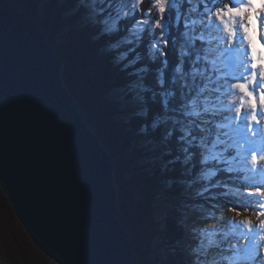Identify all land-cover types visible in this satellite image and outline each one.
<instances>
[{"label":"snow or ice","instance_id":"6c2138e0","mask_svg":"<svg viewBox=\"0 0 264 264\" xmlns=\"http://www.w3.org/2000/svg\"><path fill=\"white\" fill-rule=\"evenodd\" d=\"M58 3L150 182L141 264H264V0Z\"/></svg>","mask_w":264,"mask_h":264},{"label":"water","instance_id":"95a60500","mask_svg":"<svg viewBox=\"0 0 264 264\" xmlns=\"http://www.w3.org/2000/svg\"><path fill=\"white\" fill-rule=\"evenodd\" d=\"M40 26L0 0V188L56 264H137L114 159L63 83Z\"/></svg>","mask_w":264,"mask_h":264},{"label":"trees","instance_id":"16d2710c","mask_svg":"<svg viewBox=\"0 0 264 264\" xmlns=\"http://www.w3.org/2000/svg\"><path fill=\"white\" fill-rule=\"evenodd\" d=\"M9 2L40 25L60 54L64 84L86 119L99 131L104 145L114 158L118 219L131 238L137 264H141L142 250L152 231L146 196L150 182L146 174L134 168L139 153L131 143L132 132L112 120L105 104L104 93L112 83L111 70L88 34L82 29L68 26L64 6L58 0ZM0 207L8 212L10 218L7 221L1 213L3 225H8L9 230L10 227L12 230L17 228L26 240L24 245L17 240L15 244L10 237L0 235V250L9 248V245L12 248L8 252L5 249L1 252L0 264H55L31 241L1 188Z\"/></svg>","mask_w":264,"mask_h":264},{"label":"rangeland","instance_id":"374dc122","mask_svg":"<svg viewBox=\"0 0 264 264\" xmlns=\"http://www.w3.org/2000/svg\"><path fill=\"white\" fill-rule=\"evenodd\" d=\"M20 11V10H19ZM35 21V20H34ZM36 22V21H35ZM37 23V22H36ZM38 24V23H37ZM39 25V24H38ZM40 26V25H39ZM41 28V27H40ZM41 30H42V28H41ZM43 31V30H42ZM44 33V32H43ZM45 35V34H44ZM46 37V36H45ZM46 39L49 41V39L46 37ZM50 42V41H49ZM51 43V42H50ZM51 45H52V43H51ZM53 46V45H52ZM54 47V46H53ZM55 48V47H54ZM62 58V57H61ZM62 69H63V65H62ZM61 75H62V71H61ZM62 79H63V77H62ZM64 83V82H63ZM66 86V85H65ZM85 116V115H84ZM106 147V146H105ZM107 149V148H106ZM112 156V155H111ZM114 159V158H113ZM114 162H115V160H114ZM114 169H115V165H114ZM113 179H114V185H115V177H114V170H113ZM116 187V186H115ZM116 192H117V189H116ZM117 198H118V193H117ZM118 212V211H117ZM1 213H3V215H4V217H5V219L8 221V218H9V214H8V212L7 211H3L2 210V207H0V220H2L3 218H2V214ZM10 219V218H9ZM18 220V219H17ZM19 222V221H18ZM20 223V222H19ZM4 223H3V220L2 221H0V235H2L3 237H10L11 238V240H12V242H15V244H16V240L17 241H19V243L20 244H25V237L24 236H22L20 233H19V231H18V229L17 228H15V230H12V227H10V230H9V227H8V225H3ZM122 225V224H121ZM123 226V225H122ZM8 227V228H7ZM23 227V226H22ZM24 228V227H23ZM124 228V227H123ZM14 229V228H13ZM125 229V228H124ZM25 230V229H24ZM26 231V230H25ZM15 236V237H14ZM0 238H1V236H0ZM130 238V237H129ZM131 239V238H130ZM1 241V240H0ZM132 242V241H131ZM3 247V246H2ZM5 248H3L2 249V251L4 250ZM9 249H12L11 248V246L9 245V248L7 247V249H5L7 252H8V250ZM28 249H29V246H28ZM1 250H0V256H3V254L1 253L2 252ZM30 251H31V249H30ZM4 252V251H3ZM46 256V255H45ZM0 259H1V257H0ZM49 260H50V258H49ZM52 261V260H51ZM53 262V261H52ZM53 263H55V262H53ZM56 264V263H55Z\"/></svg>","mask_w":264,"mask_h":264},{"label":"bare ground","instance_id":"6f19581e","mask_svg":"<svg viewBox=\"0 0 264 264\" xmlns=\"http://www.w3.org/2000/svg\"><path fill=\"white\" fill-rule=\"evenodd\" d=\"M9 1V0H8ZM10 3V2H9ZM11 4V3H10ZM15 7V6H14ZM16 8V7H15Z\"/></svg>","mask_w":264,"mask_h":264}]
</instances>
